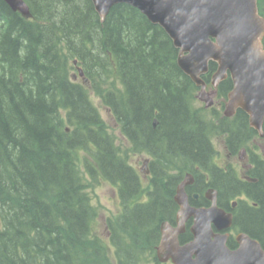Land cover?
Segmentation results:
<instances>
[{
  "label": "trees",
  "instance_id": "16d2710c",
  "mask_svg": "<svg viewBox=\"0 0 264 264\" xmlns=\"http://www.w3.org/2000/svg\"><path fill=\"white\" fill-rule=\"evenodd\" d=\"M25 1L29 16L0 0V264H105L87 193L98 172L117 186L120 202V213L107 220L111 264L152 262L159 223L173 204V178L165 172L184 168L178 157L203 159L210 148L178 49L128 4L113 5L100 20L91 0ZM257 4L263 14V0ZM72 57L130 150L156 158L147 188L91 103L86 82L70 78ZM215 66L210 61L209 71ZM109 72L114 88L100 91L96 82ZM239 118L245 123V114ZM245 223L262 228L264 218L248 212Z\"/></svg>",
  "mask_w": 264,
  "mask_h": 264
},
{
  "label": "water",
  "instance_id": "95a60500",
  "mask_svg": "<svg viewBox=\"0 0 264 264\" xmlns=\"http://www.w3.org/2000/svg\"><path fill=\"white\" fill-rule=\"evenodd\" d=\"M4 1L12 10L30 15L25 0ZM91 1L100 20L105 19L113 5L124 3L137 8L152 23L159 24L178 49L180 69L200 85L201 99L208 94L201 74L207 72L210 61L216 63L212 84L216 85L227 74L232 81L225 113L230 115L241 108L248 114L250 124L260 129L264 118V17L258 12L257 0ZM78 73L83 74L81 67ZM184 183L179 184L176 194L180 206L178 214L182 216L178 227L171 228L168 222L161 225L160 245L163 251L168 250L166 257L170 256L173 264H254L252 247L248 244L230 250L224 238L211 241L200 230L195 231L193 241L178 245L177 234L182 231L187 215H195L198 222L205 214L218 215L215 206L210 209L190 207L183 196Z\"/></svg>",
  "mask_w": 264,
  "mask_h": 264
},
{
  "label": "flooded vegetation",
  "instance_id": "af4514ba",
  "mask_svg": "<svg viewBox=\"0 0 264 264\" xmlns=\"http://www.w3.org/2000/svg\"><path fill=\"white\" fill-rule=\"evenodd\" d=\"M216 67L217 64L213 71L208 69L201 75L205 82L204 89L208 94L201 99L199 97L201 87L196 84L194 88L196 90L193 92V100L195 96L200 101V104L198 102L200 107L196 109L200 111V114L205 111L204 115L209 120L206 121L203 117L202 121L203 126H206L205 136L210 148L203 159L202 157L183 158L181 156L183 159L178 157V161L184 164V168L165 172L173 178L169 184L172 188L170 198L173 204L172 210H169L170 213L168 212L166 218L159 223L158 237L151 248L152 264H173L171 257L165 255L168 250L161 249V225L163 222H168L171 228L178 227L182 216L178 214L180 206L176 201V194L179 184L183 181H185L183 196L190 207L210 209L215 206L218 209V215L205 214L200 222L196 220L195 215H187L183 220L182 231L177 234L178 245L193 241L195 231L200 230L211 241L215 238H224V243L230 250L248 244L252 247L251 258L254 264H264V226L255 229L245 223L248 212L264 218V118L258 129L250 124L248 114L241 108H236L230 115L225 113L232 81L227 74L225 78L213 85L212 74ZM78 79L82 82L88 81L87 78L79 75L73 77L75 81ZM226 79H230V86L225 85ZM193 100L191 107H193ZM241 113L246 116L245 123L239 118ZM157 123L158 120L154 117L152 126H156ZM217 129L221 131V137H218L221 150L214 149L209 139V133ZM141 153L144 156L141 161L142 172L138 173L142 189H145L149 183L151 184L153 163L157 161L151 154ZM133 168L136 169L134 166ZM226 186L229 187L226 188ZM141 199H146L145 193L140 196Z\"/></svg>",
  "mask_w": 264,
  "mask_h": 264
},
{
  "label": "rangeland",
  "instance_id": "374dc122",
  "mask_svg": "<svg viewBox=\"0 0 264 264\" xmlns=\"http://www.w3.org/2000/svg\"><path fill=\"white\" fill-rule=\"evenodd\" d=\"M262 9H263V14H264V0H263ZM70 59L71 60L69 61V65H70L69 74H70V78L73 79V77L75 78L77 75H79L78 67L82 68V66H81V64H78L79 61L76 59V57H72ZM82 70H83V68H82ZM79 76L87 78L84 74V70H83V74L79 75ZM106 77L103 76L102 78H100V80L98 82H96L97 87L100 91H102L103 88H106V87L114 88L113 84L116 81H115V79H113L111 72H109V75ZM78 80L81 81V79H78ZM87 82H86L84 87L87 89L91 103L95 107H97L99 115L101 116L102 120L106 123L108 131L113 135L115 143L118 146H120V150H121V148H122V151L128 150V152H126V156H127L126 158H127L128 162L131 163L138 170V172L141 174V172H142L141 171L142 170L141 161H142V158L144 157V156H142L143 153H137V152H133L130 150L129 142L121 134V132L119 130V125L115 121V119L113 118V115L110 113L109 108H107L105 106V104L102 101V98L97 94V92H95V89H93V86L91 84V81L90 82L87 81ZM116 86H117V84H116ZM117 87L119 90L120 86L118 85ZM195 90L193 92H195ZM198 102L200 104V101L198 99H196L194 96V100H193V107L194 108L200 107ZM204 113L206 114V112L204 111L203 113H201L202 115H200V116L201 117L203 116L206 119V121H209L208 118H206V116L204 115ZM67 129H69V128H67ZM220 133H221L220 129H217V130L209 133V136H210L209 139L211 140L214 149L216 148L218 150H221L220 142L218 140V137H221ZM80 157L81 158L84 157L87 160H90V159L92 160L91 155L87 151H80ZM79 164L81 166V169L83 170L82 162L80 161ZM98 174H99V172L97 173V177H96L95 181H91V179H90V181L93 183L91 185H89V187L87 188V193L89 194V196L92 200V204L97 211L95 228H96V232L98 233L100 238L103 240L102 241V246H103L102 252L104 253V256L107 257V259H108L105 261V264H111L114 260L115 253H114V246L111 245V243L108 247L106 245L107 243L109 244L108 241H109V234H110L109 229H108V225H107V222H108L107 220L108 219L114 220L115 217L120 213V202L118 200V194H117L118 188L111 181L101 177ZM144 249H143V251H144ZM143 256H144V253H143ZM147 264H152V263L147 262Z\"/></svg>",
  "mask_w": 264,
  "mask_h": 264
}]
</instances>
